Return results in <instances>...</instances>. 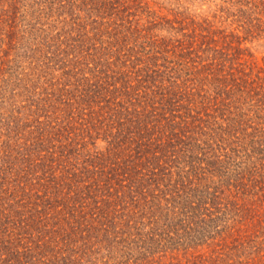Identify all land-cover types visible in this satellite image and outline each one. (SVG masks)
I'll list each match as a JSON object with an SVG mask.
<instances>
[{
    "label": "trees",
    "instance_id": "1",
    "mask_svg": "<svg viewBox=\"0 0 264 264\" xmlns=\"http://www.w3.org/2000/svg\"><path fill=\"white\" fill-rule=\"evenodd\" d=\"M0 0V264H264V0Z\"/></svg>",
    "mask_w": 264,
    "mask_h": 264
},
{
    "label": "rangeland",
    "instance_id": "2",
    "mask_svg": "<svg viewBox=\"0 0 264 264\" xmlns=\"http://www.w3.org/2000/svg\"><path fill=\"white\" fill-rule=\"evenodd\" d=\"M176 1V0H172ZM183 2L186 1L192 6L206 12V13H214L218 12L217 8L220 4H222V0H182ZM255 54L260 57L264 54V39L254 40L253 45H249Z\"/></svg>",
    "mask_w": 264,
    "mask_h": 264
}]
</instances>
